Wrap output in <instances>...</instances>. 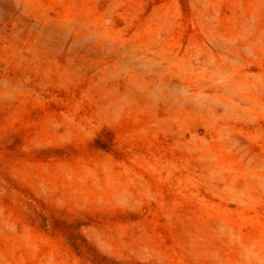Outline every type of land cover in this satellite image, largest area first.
Segmentation results:
<instances>
[{"label": "rangeland", "instance_id": "obj_1", "mask_svg": "<svg viewBox=\"0 0 264 264\" xmlns=\"http://www.w3.org/2000/svg\"><path fill=\"white\" fill-rule=\"evenodd\" d=\"M0 264H264V0H0Z\"/></svg>", "mask_w": 264, "mask_h": 264}]
</instances>
